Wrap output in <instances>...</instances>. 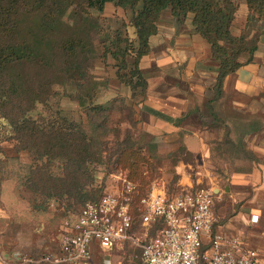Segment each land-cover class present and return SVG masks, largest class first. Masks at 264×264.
Here are the masks:
<instances>
[{
	"label": "trees",
	"instance_id": "1",
	"mask_svg": "<svg viewBox=\"0 0 264 264\" xmlns=\"http://www.w3.org/2000/svg\"><path fill=\"white\" fill-rule=\"evenodd\" d=\"M110 3L133 15L128 26L134 38L119 32L112 47H104L102 53L116 61L115 77L130 89L133 103L146 95L148 81L140 64L151 52L149 40L158 33L164 11L169 10L180 24L191 17L195 32L210 44L218 62L217 100L225 78L243 65L241 57L257 50V39L249 41L245 29L250 23L264 24V0H0V154L5 155L3 144L14 152L0 158V175L4 160L28 158L22 165V185L35 196V209L47 211L51 202L82 209L110 192L102 194L95 188L98 168L122 167L137 185L131 211L137 224L140 200L155 181L153 156L131 135L132 124L115 150L104 155L102 129L109 119V101L97 103L101 82L90 72L94 43L87 41L86 30L65 34L64 17L71 7L85 20L91 11L104 14ZM241 3L249 11L248 22L235 36L232 27ZM63 98L76 101L80 111L62 109ZM244 138L240 133L233 141L227 132L212 155L225 141L234 152L252 156Z\"/></svg>",
	"mask_w": 264,
	"mask_h": 264
},
{
	"label": "crops",
	"instance_id": "2",
	"mask_svg": "<svg viewBox=\"0 0 264 264\" xmlns=\"http://www.w3.org/2000/svg\"><path fill=\"white\" fill-rule=\"evenodd\" d=\"M109 5L112 4L106 6L105 12ZM248 16L246 5L241 3L233 35L243 32ZM255 38L257 50L241 57L243 65L225 78L222 96L215 100L218 62L212 57L210 44L195 32L191 17L180 24L169 10L164 11L158 33L149 40L151 52L140 64L148 89L144 97L135 100V110L142 116L139 126L147 140L140 142L147 150H181L197 155L203 165L210 162L212 151L227 132L233 141L237 134L245 136L244 146L252 156H246V162L240 165L251 170L235 174L225 188L227 203L234 208L244 202L243 210L225 220V212L214 209L215 225L228 235L239 232L246 249L264 253V29L248 32L249 41ZM112 77L116 78L115 72ZM122 92L126 102L131 101L130 89L122 85ZM225 106L231 110L226 112ZM188 166L190 163L184 160L178 162L181 182H191L184 169ZM182 188L193 187L186 184ZM218 197L222 198V194ZM252 216H258V223L251 222ZM2 255L13 258L8 251H1Z\"/></svg>",
	"mask_w": 264,
	"mask_h": 264
},
{
	"label": "rangeland",
	"instance_id": "3",
	"mask_svg": "<svg viewBox=\"0 0 264 264\" xmlns=\"http://www.w3.org/2000/svg\"><path fill=\"white\" fill-rule=\"evenodd\" d=\"M68 13L70 15L64 17V24L67 26L65 34L75 35L74 33L79 30H86L88 32L86 34L88 36L87 41L90 42V45L94 43V52L90 54V72L101 82L97 103L106 104L109 101V109L106 112L109 119L106 122V128L102 129L106 150L104 155H109L115 150L116 142L125 137L126 131L130 129V124H132L131 135L139 141L145 142L146 136L139 126L142 116L135 110L138 103L135 101L133 103L132 101L126 102L122 85L117 82L116 78L112 77L117 63L111 55L108 54L105 58L102 54L104 47H112V42L119 32H121L122 37L134 38V30L128 26L133 16L132 11L125 9L117 11L115 5L112 4L109 5L104 14L91 11L88 15H84V17L88 16L85 20H82V17L74 12L73 7ZM252 29L256 32L262 31L264 24L250 23L245 30L252 31ZM129 61L133 62L130 59L127 62ZM140 97L138 96L136 99H140ZM60 107L65 111H71L73 114L80 111L78 103L69 98L61 99ZM224 109L226 112L231 110L229 106H225ZM221 146L218 147L217 152H214L207 165L201 164L197 155L186 154L181 150L152 152L145 149L148 154L153 156L154 182H157L159 186H164L169 194L174 195L180 192L186 184L193 188L213 190L216 197L214 199L215 212L223 210L226 214L225 220H229V217L236 215L235 212L243 210L244 202L238 203L232 208L227 203L228 193L225 188L230 186V180L235 174L244 173L251 168L240 165L246 162V151L234 152L233 147L225 141L222 142ZM3 150L5 155L0 154V158L14 154L9 144H3ZM180 160L190 163V166L184 169L191 182L180 181L181 175L177 168ZM28 162V158L25 157L19 160L8 159L4 160L1 166L0 253L1 251H8L14 257L7 259L2 255L0 256V264H31L23 263V259L30 258L37 261L44 254L56 253L59 250L61 233L65 223L75 220L81 210V206L70 207L67 202H51L47 211L35 209V196L22 185L23 176H25L22 165H26ZM122 170V167L115 168L112 165L109 167L100 166L95 188L102 189V194L115 190L119 185L117 176L122 173ZM219 194H222V198L218 197ZM215 227L217 229L216 225ZM157 230L156 225L151 226L149 235H155ZM145 231L137 222L134 230L136 235L143 239ZM238 234L240 233L238 232ZM253 248L256 247L253 246ZM92 249L95 255L94 264H106L105 261H111L110 264H141L140 249L132 242L107 252H100L95 245L92 246Z\"/></svg>",
	"mask_w": 264,
	"mask_h": 264
},
{
	"label": "built area",
	"instance_id": "4",
	"mask_svg": "<svg viewBox=\"0 0 264 264\" xmlns=\"http://www.w3.org/2000/svg\"><path fill=\"white\" fill-rule=\"evenodd\" d=\"M117 178L115 190L87 202L75 220L65 223L57 253L44 254L37 261L24 258L23 263L93 264V245L107 252L132 242L140 249L143 264H264V253L246 249L240 235L216 229L211 189L182 188L168 196L154 182L140 200L139 224L146 230L142 239L134 232L131 213L137 185L123 173ZM251 222L258 223V216H252ZM153 225L158 230L151 236Z\"/></svg>",
	"mask_w": 264,
	"mask_h": 264
}]
</instances>
